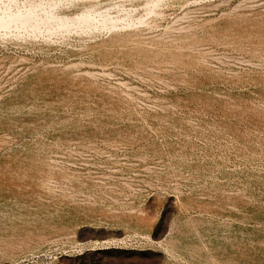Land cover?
<instances>
[{
    "label": "rangeland",
    "instance_id": "obj_1",
    "mask_svg": "<svg viewBox=\"0 0 264 264\" xmlns=\"http://www.w3.org/2000/svg\"><path fill=\"white\" fill-rule=\"evenodd\" d=\"M0 264H264V0H0Z\"/></svg>",
    "mask_w": 264,
    "mask_h": 264
}]
</instances>
